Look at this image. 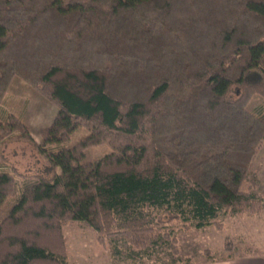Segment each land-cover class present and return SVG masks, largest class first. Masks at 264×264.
I'll list each match as a JSON object with an SVG mask.
<instances>
[{"label": "trees", "instance_id": "obj_1", "mask_svg": "<svg viewBox=\"0 0 264 264\" xmlns=\"http://www.w3.org/2000/svg\"><path fill=\"white\" fill-rule=\"evenodd\" d=\"M14 76L57 108L36 148L59 172L18 186L0 171V264H66L72 222L114 258L191 264L170 250L174 224L262 211L248 179L264 109L247 107L264 99V0H0V103ZM21 138L19 118L0 121V144ZM102 143L111 153L83 162Z\"/></svg>", "mask_w": 264, "mask_h": 264}, {"label": "rangeland", "instance_id": "obj_2", "mask_svg": "<svg viewBox=\"0 0 264 264\" xmlns=\"http://www.w3.org/2000/svg\"><path fill=\"white\" fill-rule=\"evenodd\" d=\"M236 97L238 93L233 89L230 98ZM103 103L104 98L101 97L99 104ZM250 107L258 111L264 109V99L253 95L247 108L251 109ZM56 112V106L30 83L17 76L11 79L0 103V121L6 120L10 115L19 118L31 140L21 138L0 144V171L9 172L18 186L26 178H49L53 173L59 172L36 148L40 142L41 130L51 124ZM86 133V128L80 126L64 144L51 146V150L56 152L61 148H71L82 140ZM109 153L111 148L106 143L88 146L84 149L83 162L100 159ZM249 172L248 182L255 183L250 189L264 198V140L256 150ZM249 183H246L245 187ZM217 221L221 223L220 228L210 225L187 232L183 231L179 224H174V234L179 240L170 250L177 247L179 252L176 257L182 262L189 259L191 264L228 259L237 256L242 248L249 245L264 252V206L258 214L252 213L242 217L230 212H221ZM63 233L67 247L66 264H158L154 259L133 262L112 257L111 246L107 242L99 244L90 228L80 222L66 223ZM227 244L232 245L231 252L225 250L224 246ZM122 247L123 245L120 246ZM168 255H162L167 263L174 257Z\"/></svg>", "mask_w": 264, "mask_h": 264}, {"label": "crops", "instance_id": "obj_3", "mask_svg": "<svg viewBox=\"0 0 264 264\" xmlns=\"http://www.w3.org/2000/svg\"><path fill=\"white\" fill-rule=\"evenodd\" d=\"M203 264H264V254L261 256H248V257L233 256L231 258L220 261L204 262Z\"/></svg>", "mask_w": 264, "mask_h": 264}]
</instances>
